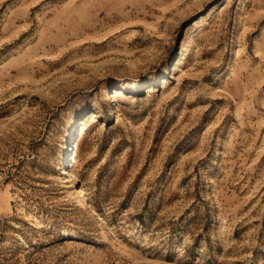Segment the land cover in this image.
Segmentation results:
<instances>
[{"label":"rangeland","instance_id":"374dc122","mask_svg":"<svg viewBox=\"0 0 264 264\" xmlns=\"http://www.w3.org/2000/svg\"><path fill=\"white\" fill-rule=\"evenodd\" d=\"M0 264H264V0H0Z\"/></svg>","mask_w":264,"mask_h":264},{"label":"bare ground","instance_id":"6f19581e","mask_svg":"<svg viewBox=\"0 0 264 264\" xmlns=\"http://www.w3.org/2000/svg\"><path fill=\"white\" fill-rule=\"evenodd\" d=\"M68 174H69V176H73L74 174H73V172L70 170V171H68ZM79 189V188H78ZM85 191V189L83 188V186H80V189L78 190V192L79 193H81V192H84ZM84 198H85V196H84Z\"/></svg>","mask_w":264,"mask_h":264}]
</instances>
